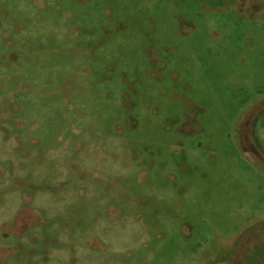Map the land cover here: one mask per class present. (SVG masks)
I'll use <instances>...</instances> for the list:
<instances>
[{"label":"rangeland","instance_id":"374dc122","mask_svg":"<svg viewBox=\"0 0 264 264\" xmlns=\"http://www.w3.org/2000/svg\"><path fill=\"white\" fill-rule=\"evenodd\" d=\"M264 0H0V264H264Z\"/></svg>","mask_w":264,"mask_h":264},{"label":"crops","instance_id":"0c3cea01","mask_svg":"<svg viewBox=\"0 0 264 264\" xmlns=\"http://www.w3.org/2000/svg\"><path fill=\"white\" fill-rule=\"evenodd\" d=\"M263 130H264V127H263Z\"/></svg>","mask_w":264,"mask_h":264}]
</instances>
